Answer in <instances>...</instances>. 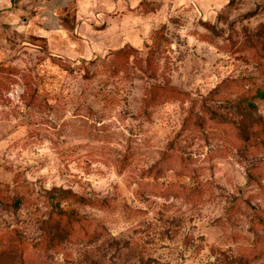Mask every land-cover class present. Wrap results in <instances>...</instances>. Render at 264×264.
<instances>
[{
    "label": "rangeland",
    "instance_id": "374dc122",
    "mask_svg": "<svg viewBox=\"0 0 264 264\" xmlns=\"http://www.w3.org/2000/svg\"><path fill=\"white\" fill-rule=\"evenodd\" d=\"M82 8L0 32V264H264V0Z\"/></svg>",
    "mask_w": 264,
    "mask_h": 264
},
{
    "label": "crops",
    "instance_id": "0c3cea01",
    "mask_svg": "<svg viewBox=\"0 0 264 264\" xmlns=\"http://www.w3.org/2000/svg\"><path fill=\"white\" fill-rule=\"evenodd\" d=\"M92 0H0V32L9 31L25 33L33 38L43 39L50 46L55 37H66V28L63 26L64 16L70 8H73V23H78L79 16H87V8L83 9L84 3ZM127 2V1H126ZM77 19V20H76ZM78 21V22H77ZM85 30L90 34L89 25L84 22ZM32 32V33H31ZM87 44V38H82ZM9 41L0 43V62L5 55L3 47ZM64 44V43H63ZM64 53H58L61 57Z\"/></svg>",
    "mask_w": 264,
    "mask_h": 264
},
{
    "label": "trees",
    "instance_id": "16d2710c",
    "mask_svg": "<svg viewBox=\"0 0 264 264\" xmlns=\"http://www.w3.org/2000/svg\"><path fill=\"white\" fill-rule=\"evenodd\" d=\"M256 95H257L259 98H264V91H257V92H256Z\"/></svg>",
    "mask_w": 264,
    "mask_h": 264
}]
</instances>
